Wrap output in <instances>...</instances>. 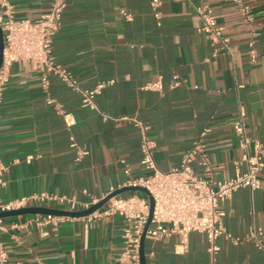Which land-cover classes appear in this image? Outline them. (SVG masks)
Segmentation results:
<instances>
[{
  "label": "crops",
  "instance_id": "0c3cea01",
  "mask_svg": "<svg viewBox=\"0 0 264 264\" xmlns=\"http://www.w3.org/2000/svg\"><path fill=\"white\" fill-rule=\"evenodd\" d=\"M10 2L17 18L30 20L49 7V0ZM66 2L61 27L52 37V54L81 87L105 84L94 98L96 108L85 107L81 95L59 77L50 74L45 90L39 71L21 61L11 64L0 100V159L6 167L2 200L47 191L99 201L127 186L129 178L146 175L139 161V128L130 121L105 120L103 114L136 116L149 124L154 159L163 171L177 166L204 133L211 169L195 164L196 172L216 180L231 177L242 154L233 129L240 109L250 138L264 143V0H160V24L150 0ZM202 3L229 35V50L212 55L211 44L198 30L195 6ZM121 9L132 19L126 20ZM250 40L254 62L249 61ZM175 74L181 82L172 87ZM158 75L163 76L162 90L143 88ZM71 136L88 150L79 161ZM260 177L264 182V166ZM133 192L139 191L118 195ZM33 206L71 211L53 201ZM221 207L232 236L264 229L262 190L241 187ZM34 214L3 217L0 242L10 264H116L123 250L122 217L86 223L82 216L62 215L56 223L11 227ZM260 240L264 246V232ZM176 241V236L154 240L146 235V264H211L202 233L189 234L184 253L174 252ZM217 244L214 264H264V249L252 240L233 244L220 236Z\"/></svg>",
  "mask_w": 264,
  "mask_h": 264
},
{
  "label": "built area",
  "instance_id": "2783aa9c",
  "mask_svg": "<svg viewBox=\"0 0 264 264\" xmlns=\"http://www.w3.org/2000/svg\"><path fill=\"white\" fill-rule=\"evenodd\" d=\"M235 1V0H230ZM67 5L66 0H49V7L35 20L17 18L10 0H0V27L3 32V51L0 64V100L1 92L8 81L10 66L15 61L26 63L31 69L41 73V85L46 90L48 76L55 75L69 87L81 95V105L96 108L94 98L100 93L105 83H98L93 88H83L72 73L57 63L51 48L53 35L62 24V14ZM160 0H150L153 16L160 24L158 7ZM200 25L198 30L204 35L212 46V55L221 50H229L230 37L224 27L217 21L206 3L195 6ZM126 20H131L132 15L124 9L120 11ZM254 34H258L255 32ZM249 61L256 60L253 41L248 42ZM181 82L178 75H173L171 86ZM144 89L162 90L163 76L158 75L154 81L147 82ZM48 103L54 101L47 98ZM55 109L62 112L60 105L55 103ZM245 114L239 110L238 117L233 124V129L238 136V145L242 154L235 162V172L231 177L224 179L206 178L195 170V164L202 166L210 172L211 165L203 134L186 149L177 166L167 170H160L154 159L155 142L149 136L150 125L136 116L110 117L103 114V118L114 121H130L140 131V164L148 172L146 175L131 177L127 185L144 187L153 199L151 220L146 230L154 240L176 236L174 245L175 253H184L188 249V239L191 232L202 233L207 241V251L211 264H214L220 247L217 239L223 236L229 242L237 244L243 241H253L257 247L263 248L260 236L264 229H252L245 237L232 236L223 223L224 210L222 202L229 199L233 193L247 187L251 190L260 189L264 192V182L261 181V171L264 166V143L252 139L245 128ZM70 146L75 151V160H81L88 154V150L81 148L70 137ZM124 162V161H122ZM5 164L0 159V192L5 185L3 172ZM124 172L129 174V167L125 164ZM47 201L65 204L73 211L86 209L97 202L78 201L74 197L58 195L47 191H36L9 200H2L0 196V211L16 210L29 205H39ZM149 199L147 195L136 192L127 195H112L100 208L82 216L86 223L107 216L118 215L124 219L122 228L123 250L116 257V264H140L139 248L141 235L144 231L149 216ZM65 218L53 213H35L31 218L21 223H12L11 227L27 228L32 223L41 226ZM4 229L3 217H0V230ZM0 264H10L8 255L0 242ZM45 264V263H42Z\"/></svg>",
  "mask_w": 264,
  "mask_h": 264
},
{
  "label": "water",
  "instance_id": "95a60500",
  "mask_svg": "<svg viewBox=\"0 0 264 264\" xmlns=\"http://www.w3.org/2000/svg\"><path fill=\"white\" fill-rule=\"evenodd\" d=\"M3 44H4L3 32H2L1 27H0V64H1V60H2ZM124 190L139 191V192L147 195V197L149 199V205H150L149 216H148L144 231L141 235L140 248H139L140 264H146L144 249H143V241L145 239L146 230H147L149 223H150V220H151V214H152V208H153V199L149 195L148 191L144 187H141V186L127 185L121 189H118V190H115L113 192L108 193L106 196L101 198L99 201L93 203L90 207H88L86 209L78 210V211H61V210H55V209H50V208H45V207H40V206L29 205L27 207H23V208L16 209V210L0 211V217L20 215V214H25V213H53V214H58V215L84 216V215H87L90 212L94 211L95 209L103 206L110 196L116 195L119 192H122Z\"/></svg>",
  "mask_w": 264,
  "mask_h": 264
},
{
  "label": "rangeland",
  "instance_id": "374dc122",
  "mask_svg": "<svg viewBox=\"0 0 264 264\" xmlns=\"http://www.w3.org/2000/svg\"><path fill=\"white\" fill-rule=\"evenodd\" d=\"M137 194H139V195H143V193H141V192H136Z\"/></svg>",
  "mask_w": 264,
  "mask_h": 264
}]
</instances>
